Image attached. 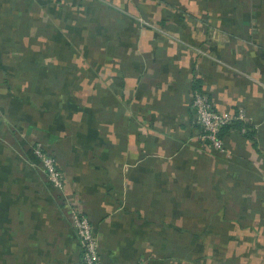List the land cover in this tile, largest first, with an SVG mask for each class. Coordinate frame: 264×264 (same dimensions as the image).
Wrapping results in <instances>:
<instances>
[{
  "label": "crops",
  "instance_id": "crops-1",
  "mask_svg": "<svg viewBox=\"0 0 264 264\" xmlns=\"http://www.w3.org/2000/svg\"><path fill=\"white\" fill-rule=\"evenodd\" d=\"M71 208L102 264H264V0H0V264H82Z\"/></svg>",
  "mask_w": 264,
  "mask_h": 264
},
{
  "label": "built area",
  "instance_id": "built-area-1",
  "mask_svg": "<svg viewBox=\"0 0 264 264\" xmlns=\"http://www.w3.org/2000/svg\"><path fill=\"white\" fill-rule=\"evenodd\" d=\"M192 107L195 112V122L201 128L203 138L216 150L222 151V139L219 136L221 128L234 120H246L245 110L239 108L235 112L217 111L213 108L207 96L200 92L193 93ZM33 155L44 172L47 181L53 187H63V176L57 166L56 159L42 150L40 143L33 144ZM72 227L74 228L81 246L82 264H102L99 258V245L93 226L88 217L77 208L69 210Z\"/></svg>",
  "mask_w": 264,
  "mask_h": 264
},
{
  "label": "trees",
  "instance_id": "trees-1",
  "mask_svg": "<svg viewBox=\"0 0 264 264\" xmlns=\"http://www.w3.org/2000/svg\"><path fill=\"white\" fill-rule=\"evenodd\" d=\"M32 59V58H31ZM33 61V62H32ZM32 64L31 65H28L27 67H26V72L27 73H35V70L36 69H38V64L37 63H35L34 61H35V59H32ZM36 68V69H35ZM32 77H34V76H32ZM32 77H30L29 79H32ZM61 82H60V87L62 86V83H63V80H60ZM46 90H48L49 91V89H46ZM193 91H197V92H200V93H203L200 89H199V87H197V86H195V88H194V90ZM50 93H51V90L47 93V96L48 95H50ZM204 94V93H203ZM42 97H43V95H42ZM59 98H62V100L63 101H65L64 100V98L63 97H59ZM74 108H79L78 106H76V107H74ZM81 109H83V108H81ZM66 110L68 111L69 110V108H66ZM66 112V111H65ZM86 112H87V108H86ZM70 113V112H69ZM59 114H60V111H59ZM241 123H244L243 121H240V120H234V121H232L230 124H227V125H225V126H223L222 128H221V130H220V132H219V136L221 137V133H222V131L225 129V128H227V127H230V126H232V125H235V124H241ZM244 124H246V123H244ZM202 132V131H201ZM223 147V146H222ZM42 150H44L45 152H48V150H45L44 149V147L42 146ZM31 152H32V150H31ZM51 156H53L50 152H48ZM32 156H33V158H34V161H36V163H38V159L33 155V153H32ZM54 157V156H53ZM33 163H35V162H33Z\"/></svg>",
  "mask_w": 264,
  "mask_h": 264
},
{
  "label": "rangeland",
  "instance_id": "rangeland-1",
  "mask_svg": "<svg viewBox=\"0 0 264 264\" xmlns=\"http://www.w3.org/2000/svg\"><path fill=\"white\" fill-rule=\"evenodd\" d=\"M195 113V112H194ZM37 143H39V142H36V143H33V144H37ZM212 148H214V147H212ZM47 154H49L48 152H47Z\"/></svg>",
  "mask_w": 264,
  "mask_h": 264
}]
</instances>
